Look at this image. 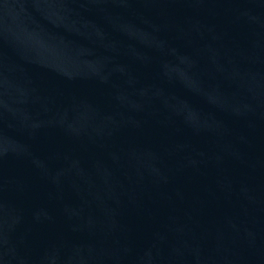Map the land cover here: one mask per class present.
<instances>
[{
  "label": "water",
  "instance_id": "1",
  "mask_svg": "<svg viewBox=\"0 0 264 264\" xmlns=\"http://www.w3.org/2000/svg\"><path fill=\"white\" fill-rule=\"evenodd\" d=\"M0 264H3V242H2L1 213H0Z\"/></svg>",
  "mask_w": 264,
  "mask_h": 264
}]
</instances>
